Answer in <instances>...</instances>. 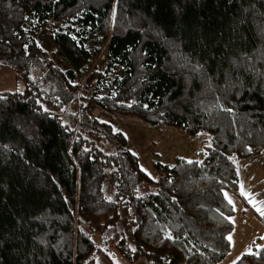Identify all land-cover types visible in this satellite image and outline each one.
<instances>
[{
  "label": "trees",
  "instance_id": "1",
  "mask_svg": "<svg viewBox=\"0 0 264 264\" xmlns=\"http://www.w3.org/2000/svg\"><path fill=\"white\" fill-rule=\"evenodd\" d=\"M29 20H72L53 52L70 69L29 38ZM95 31L106 68L85 83L112 89L89 98L76 77L94 55L82 33ZM0 66L25 83L0 93V264H95L110 245L130 264L227 257L234 207L224 192L238 194V161L264 154V0H0ZM94 105L206 132L211 146L201 161L157 163L153 180ZM108 179L117 202L104 196ZM122 216L134 249L117 232L104 238ZM235 264H264V246Z\"/></svg>",
  "mask_w": 264,
  "mask_h": 264
},
{
  "label": "rangeland",
  "instance_id": "2",
  "mask_svg": "<svg viewBox=\"0 0 264 264\" xmlns=\"http://www.w3.org/2000/svg\"><path fill=\"white\" fill-rule=\"evenodd\" d=\"M72 23V20L62 23L29 20L26 26L29 38L36 41L38 46L49 54V58L63 70H68L70 67L53 55L55 51V36L61 32H69L68 29L74 27ZM112 26L110 31L113 30ZM96 32L82 33L84 34L82 37L85 39V46L94 55L84 71L78 73L76 77V83L80 84L82 92L89 98L92 93L95 96H101L112 89V86H103L96 93L94 92L97 90L96 84H92V88V86H87L85 83L86 78L93 72H103L106 68L105 52L107 41L101 39ZM73 38L77 41L81 39L76 34H74ZM24 89L25 83L21 74L0 66V93L21 92ZM39 103L44 110H55L51 104L44 100H39ZM89 112L93 117L111 124L116 131H121L125 134L128 139L129 149L137 154L142 169L148 175L150 174L149 177L153 180H157L160 176V172L155 167L157 163L173 165L176 158H182L187 161H201L211 146V137L206 132L191 136L184 130L172 126L149 125L136 117L111 114L96 105L91 106ZM237 166L239 175L238 194L230 191L224 192L225 198L227 195V201H232L231 205L234 207V214L231 217L233 230L230 234L232 237L230 253L220 264H235L243 254L251 252L253 246L259 248L264 245V239H261V237H264V217L256 211V207L250 202L251 199L256 203L257 207H264V204L261 203L264 202V154L242 160L237 163ZM152 189L147 188L144 192H149ZM242 191L246 195H242ZM104 196L109 201H118L115 184L109 179L106 182ZM121 213L123 215L125 213L124 210H121ZM122 217L112 232L108 231L104 238H109L114 232H117L119 233V238H116V241L125 237L128 242L127 247L134 249L135 246L130 236L135 226L127 222L131 220L130 216ZM95 241L101 246L100 235L95 236ZM111 247H107V250L111 251ZM110 254L112 255V253ZM114 263H116L115 260ZM137 264H142V262ZM146 264L150 263L146 262Z\"/></svg>",
  "mask_w": 264,
  "mask_h": 264
},
{
  "label": "crops",
  "instance_id": "3",
  "mask_svg": "<svg viewBox=\"0 0 264 264\" xmlns=\"http://www.w3.org/2000/svg\"><path fill=\"white\" fill-rule=\"evenodd\" d=\"M257 156H260V155H257ZM238 162H240V161H238ZM140 164H141V162H140ZM110 246H112L111 247V251H108L107 250V255H105V254L98 255L96 257V259H95V264H116V263L117 264H130L124 257H122V255H120V253L117 251V249L113 245H110ZM262 246H264V245H262ZM253 248H256V247L253 246L252 249ZM110 253H112L113 256ZM113 259L115 260L116 263H114V260ZM139 262H142V264H146V262L143 259L138 260L135 264H137Z\"/></svg>",
  "mask_w": 264,
  "mask_h": 264
},
{
  "label": "snow or ice",
  "instance_id": "4",
  "mask_svg": "<svg viewBox=\"0 0 264 264\" xmlns=\"http://www.w3.org/2000/svg\"><path fill=\"white\" fill-rule=\"evenodd\" d=\"M189 162L191 163V161H189ZM142 170H143V169H142ZM149 175H150V174H149ZM241 194H242V195H246L243 191L241 192ZM226 198H227V195H226ZM250 202H252V203H253V206L256 207V211H257L262 217H264V207H257V206H256V203H255L253 200H251V199H250ZM229 203L231 204L232 201L229 200ZM261 203L264 204V202H261ZM228 239H229V241H231L232 237L229 236ZM261 239H264V237H261ZM254 243H255V242H254Z\"/></svg>",
  "mask_w": 264,
  "mask_h": 264
}]
</instances>
